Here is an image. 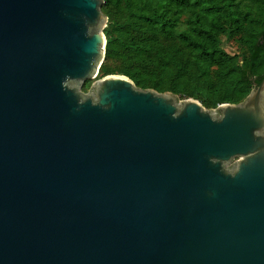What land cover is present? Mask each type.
Masks as SVG:
<instances>
[{
	"label": "water",
	"instance_id": "95a60500",
	"mask_svg": "<svg viewBox=\"0 0 264 264\" xmlns=\"http://www.w3.org/2000/svg\"><path fill=\"white\" fill-rule=\"evenodd\" d=\"M102 3L0 0V264H264V78L214 109L85 93Z\"/></svg>",
	"mask_w": 264,
	"mask_h": 264
},
{
	"label": "trees",
	"instance_id": "16d2710c",
	"mask_svg": "<svg viewBox=\"0 0 264 264\" xmlns=\"http://www.w3.org/2000/svg\"><path fill=\"white\" fill-rule=\"evenodd\" d=\"M103 2L113 10L103 30L105 58L125 60L121 72L139 88L216 108L243 101L264 78V0ZM224 38L236 41L237 54L226 51ZM100 74L112 70L101 65Z\"/></svg>",
	"mask_w": 264,
	"mask_h": 264
},
{
	"label": "rangeland",
	"instance_id": "374dc122",
	"mask_svg": "<svg viewBox=\"0 0 264 264\" xmlns=\"http://www.w3.org/2000/svg\"><path fill=\"white\" fill-rule=\"evenodd\" d=\"M101 10L107 16V23H108V21H109L108 15H110L111 13H113V10H111L108 7L107 8L104 7V2L102 3ZM107 23H106V26H107ZM185 27H186V25L182 22L179 25V27L177 28V31L179 32V31L183 30ZM223 46L226 49V51L229 52L230 54H233L234 55V54H237L239 52L238 44L233 39L229 40V39L224 38L223 39ZM101 65H104V66L109 67L112 70V74L125 75V74H123L121 72V69L123 68V66L126 65V62H125V60H123L121 58L120 59H106V58H104V60H103V62H102ZM112 74H109V75H112ZM100 78H101V74H100V70H99V73H98V75H97L96 78H94V79H87V80H85L82 83V85H81V91H83L85 93H88L89 90H90V88H91V86H92V84L95 81L99 80ZM176 95L180 99H182V100L188 99V98H192V97H185L182 94H176ZM193 99H195V98H193ZM196 100H198V99H196ZM198 101H200V100H198ZM208 109H214V108H208ZM236 160L237 159L233 160L229 165L231 166L232 164H234V162H236Z\"/></svg>",
	"mask_w": 264,
	"mask_h": 264
}]
</instances>
